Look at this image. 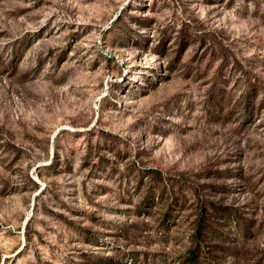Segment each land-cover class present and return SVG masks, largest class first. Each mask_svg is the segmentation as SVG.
Segmentation results:
<instances>
[{
    "label": "rangeland",
    "instance_id": "374dc122",
    "mask_svg": "<svg viewBox=\"0 0 264 264\" xmlns=\"http://www.w3.org/2000/svg\"><path fill=\"white\" fill-rule=\"evenodd\" d=\"M0 264H264V0H0Z\"/></svg>",
    "mask_w": 264,
    "mask_h": 264
},
{
    "label": "trees",
    "instance_id": "16d2710c",
    "mask_svg": "<svg viewBox=\"0 0 264 264\" xmlns=\"http://www.w3.org/2000/svg\"><path fill=\"white\" fill-rule=\"evenodd\" d=\"M141 171H142V173L146 174V176H147L149 173L155 172V169L145 168V169H142ZM194 234L196 236L202 235L201 229L197 228L195 230ZM198 256H199V254L196 251L189 252V261L196 262Z\"/></svg>",
    "mask_w": 264,
    "mask_h": 264
}]
</instances>
